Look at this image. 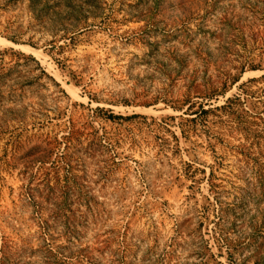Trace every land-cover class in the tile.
Returning a JSON list of instances; mask_svg holds the SVG:
<instances>
[{
	"label": "rangeland",
	"instance_id": "obj_1",
	"mask_svg": "<svg viewBox=\"0 0 264 264\" xmlns=\"http://www.w3.org/2000/svg\"><path fill=\"white\" fill-rule=\"evenodd\" d=\"M0 264H264V0H0Z\"/></svg>",
	"mask_w": 264,
	"mask_h": 264
}]
</instances>
